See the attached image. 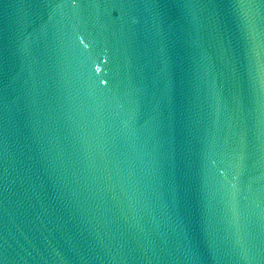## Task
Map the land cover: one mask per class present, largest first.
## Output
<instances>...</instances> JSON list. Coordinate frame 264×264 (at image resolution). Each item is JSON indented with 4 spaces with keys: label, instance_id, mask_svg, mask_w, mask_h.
<instances>
[{
    "label": "water",
    "instance_id": "water-1",
    "mask_svg": "<svg viewBox=\"0 0 264 264\" xmlns=\"http://www.w3.org/2000/svg\"><path fill=\"white\" fill-rule=\"evenodd\" d=\"M0 264H264V0H0Z\"/></svg>",
    "mask_w": 264,
    "mask_h": 264
}]
</instances>
